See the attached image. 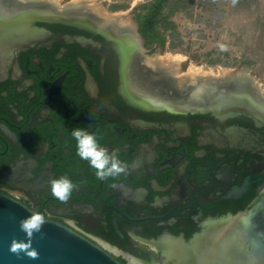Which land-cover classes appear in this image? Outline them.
<instances>
[{"label": "flooded vegetation", "instance_id": "flooded-vegetation-1", "mask_svg": "<svg viewBox=\"0 0 264 264\" xmlns=\"http://www.w3.org/2000/svg\"><path fill=\"white\" fill-rule=\"evenodd\" d=\"M62 6L0 13V195L122 264L242 258L219 257L218 243L225 236L239 243L241 229L255 224L264 116L243 104L159 100L135 81L149 51L137 29ZM76 128L115 151L127 172L97 179L77 155ZM60 176L75 185L67 203L51 194L50 180Z\"/></svg>", "mask_w": 264, "mask_h": 264}, {"label": "bare ground", "instance_id": "bare-ground-1", "mask_svg": "<svg viewBox=\"0 0 264 264\" xmlns=\"http://www.w3.org/2000/svg\"><path fill=\"white\" fill-rule=\"evenodd\" d=\"M59 5L58 0H0V13L12 12L22 6L55 9L59 8ZM58 10L97 16L100 9L92 0H71ZM100 20L118 30L126 31L134 28L132 24L123 23L116 14H110L108 18ZM182 61L179 55L165 54L155 59L142 56L138 59L139 68L138 74L134 76L135 81L154 97L172 104L182 106L243 104L264 116L263 92L246 74L224 70L214 75L199 67H188L184 72L177 74L176 67ZM227 237L225 236V239L218 243V250H221L219 257L225 256L226 252L237 246L235 240Z\"/></svg>", "mask_w": 264, "mask_h": 264}, {"label": "rangeland", "instance_id": "rangeland-1", "mask_svg": "<svg viewBox=\"0 0 264 264\" xmlns=\"http://www.w3.org/2000/svg\"><path fill=\"white\" fill-rule=\"evenodd\" d=\"M71 0H58L62 6ZM146 0H92L95 5L99 6L97 16L108 18V15H119L122 22L132 24L134 29L137 26L133 20V10L137 5L144 3ZM190 12L192 20L188 19L183 13H176L172 18L182 39V53L178 51H169L167 46L160 51L158 47H145L144 55L150 58L162 57L165 54L179 55L183 61L178 64L175 72L177 74L184 72L188 67H199L211 74L218 75L220 72L227 70L232 73L246 74L255 85L262 90L264 97V75H258L255 68L239 65L235 67L207 66L203 63V54L209 50H215L217 54L227 52L230 58H240L242 47L251 42L254 35L259 30V26H264V0H236L233 4L229 0L222 4L220 15L217 22L211 23L215 26L209 29L197 24L199 10L196 8L197 0H190ZM123 7L112 9L113 6ZM187 56H197L200 63H194ZM209 264V262H207Z\"/></svg>", "mask_w": 264, "mask_h": 264}, {"label": "water", "instance_id": "water-1", "mask_svg": "<svg viewBox=\"0 0 264 264\" xmlns=\"http://www.w3.org/2000/svg\"><path fill=\"white\" fill-rule=\"evenodd\" d=\"M27 215L29 211L25 205L0 195V264H122L101 245L48 220L32 241L39 252V259L31 260L23 253L16 256L9 251V244L13 236L24 239L18 222ZM251 221L255 224L241 229L240 242L234 249V252L244 255L239 260L233 259L231 264H264V199ZM248 245L249 251L246 250ZM231 249L226 253H231Z\"/></svg>", "mask_w": 264, "mask_h": 264}, {"label": "trees", "instance_id": "trees-1", "mask_svg": "<svg viewBox=\"0 0 264 264\" xmlns=\"http://www.w3.org/2000/svg\"><path fill=\"white\" fill-rule=\"evenodd\" d=\"M229 0H197L196 8L199 10L197 24L204 28H214L211 23L217 22L221 5ZM190 0H146L137 5L133 10V20L137 26V33L143 39L146 47L156 46L160 51L165 46L169 51L182 53V39L172 18L176 13H183L192 20L189 11ZM123 6H113L112 9H120ZM203 63L207 66L235 67L244 65L256 67L258 75H264V26L261 24L254 38L248 44L243 45L240 58H230L227 52L217 54L215 50H209L203 55ZM194 63H200L197 56H187Z\"/></svg>", "mask_w": 264, "mask_h": 264}, {"label": "clouds", "instance_id": "clouds-1", "mask_svg": "<svg viewBox=\"0 0 264 264\" xmlns=\"http://www.w3.org/2000/svg\"><path fill=\"white\" fill-rule=\"evenodd\" d=\"M232 2L235 4L236 0H232ZM72 136L76 141L77 155L82 160L88 161L89 165L95 169L97 179L105 180L127 172V165L121 162L115 151L109 153L108 149L102 147L95 134L76 128L73 129ZM50 187L53 197L62 203H67L75 185L69 178L60 176L50 180ZM28 211L29 215L21 218L18 222L20 231L24 233V239H17L13 236L9 244V251L18 257L23 253L31 260H38L39 252L33 247V237L36 233L41 232L43 225L48 221L40 211L31 209Z\"/></svg>", "mask_w": 264, "mask_h": 264}]
</instances>
